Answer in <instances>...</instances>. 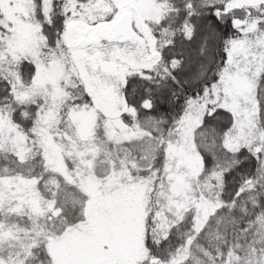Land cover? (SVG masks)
<instances>
[{
  "label": "snow or ice",
  "instance_id": "6c2138e0",
  "mask_svg": "<svg viewBox=\"0 0 264 264\" xmlns=\"http://www.w3.org/2000/svg\"><path fill=\"white\" fill-rule=\"evenodd\" d=\"M0 264H264V0H0Z\"/></svg>",
  "mask_w": 264,
  "mask_h": 264
}]
</instances>
